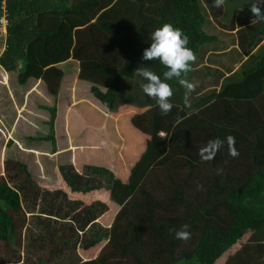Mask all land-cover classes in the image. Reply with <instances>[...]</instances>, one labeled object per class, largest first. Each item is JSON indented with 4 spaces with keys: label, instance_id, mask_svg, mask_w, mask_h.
<instances>
[{
    "label": "trees",
    "instance_id": "16d2710c",
    "mask_svg": "<svg viewBox=\"0 0 264 264\" xmlns=\"http://www.w3.org/2000/svg\"><path fill=\"white\" fill-rule=\"evenodd\" d=\"M250 2L224 0L216 8L212 0H0V23L8 22L7 34L0 31V148L9 174L0 176V264H19L29 215L25 248L33 253L26 264H79L73 259L79 252L86 255L81 264H216L248 232L261 230L264 23H251ZM164 23L188 36L196 56L182 75L195 85L190 94L176 78L168 81L173 108L167 115L142 92L135 72L147 67L163 78L167 69L142 54ZM68 61L79 63L80 78L91 82L107 113H117L120 103L147 109L132 118L148 139L126 179L105 167L79 173L71 158L49 157L73 154L61 153L54 130L65 80L58 63ZM5 72L19 105L31 74L45 93L44 101L28 93L23 126L7 142L5 125H15L18 111L2 84ZM228 136L237 156L225 144L212 159L202 158L208 141ZM58 181L63 188H45ZM102 190L121 208L110 229L99 223L105 204L71 198ZM31 196L42 204H31ZM184 224L190 238L176 239L169 229ZM241 252L263 259L264 244Z\"/></svg>",
    "mask_w": 264,
    "mask_h": 264
},
{
    "label": "crops",
    "instance_id": "0c3cea01",
    "mask_svg": "<svg viewBox=\"0 0 264 264\" xmlns=\"http://www.w3.org/2000/svg\"><path fill=\"white\" fill-rule=\"evenodd\" d=\"M58 64H60L58 65V67H61L63 70L66 69L67 66H69L68 64H72V66H70L74 68V70L77 69L76 78L79 77L80 73L78 71V62L72 63L71 61H68ZM66 73L67 72H65V76ZM7 76L8 73L5 72V74L3 75L2 84L6 85L9 92L11 93L10 96L12 97L18 114L15 116L13 113V116L16 118V120L14 123L15 125H13L12 128L8 127L7 124L5 125L8 129V131H6L8 136L6 142L12 138L16 125L23 126L19 123V118L22 114V109L26 107V97L30 92L28 88L34 86V89L38 91L37 85L40 82L35 74H31V77L28 80V84L25 87L27 94H25L26 97L24 98L23 105L21 106L17 103L12 90H10L9 78ZM127 80H129V78ZM32 82H35V85H33ZM75 83L77 84V86L80 84L77 79L74 80L69 92V94H71V97H68L69 101L71 98V101L67 104L66 109L60 108V110H58L60 111V114H58L55 122L54 130L56 139L58 140L57 135H60V133L62 132L61 127H63V130L67 135L68 145H66V147L64 146V148L61 150V153H71L70 150H73V154H69L68 158H71L70 162L72 161L74 163L79 173H83L85 168L88 166L105 167L107 169H110L116 176L126 179L131 166L136 163V161L139 159L140 154L144 149H146V143L148 139L147 135H144L133 126L132 118L135 115L143 113L147 109L141 107L139 108L129 103H120L118 112L109 114L100 109L92 108L91 106H87L84 103V101H86L85 98L77 97ZM81 101L82 103L80 104ZM116 101L121 102V97L119 96V94L116 96ZM89 108H91V110ZM62 113H64L65 115L62 116ZM76 113L80 114V118H78V120H76L77 122L74 123L72 122V115ZM86 113H89L86 117V120L88 122L84 126H81L79 124L81 123L80 120H83V117H85ZM6 118L9 119L12 117L9 114L5 116V119ZM62 119H64V121ZM4 122L6 123V121ZM118 126H120V130ZM84 134H87L88 137H86L87 141L82 142V137L84 136ZM80 141L81 143L79 145ZM82 150L86 151L89 155L88 157L90 158L94 155H100L102 158H95V161H90L88 159L82 160L81 158H79L78 154L79 151ZM58 156H60L61 158V155H58V153L56 155H50L49 157L54 158ZM79 160H82V162L80 163ZM103 191L106 190L93 193L94 195L96 193H101L100 201L98 202H101L103 199L107 200V198L104 197ZM93 202H95L94 199ZM107 203L112 204L110 202ZM112 208L113 207H111V209ZM118 211L119 209L115 208L114 218L116 217ZM100 219L99 223L101 222ZM113 220L114 219H112V221L110 222V225L112 224ZM101 226L107 229L111 228L110 226L108 227V224L105 223L101 224ZM255 244H264V226L257 232H248L236 245L239 246V248L236 250V254H229V251H227L223 255L224 260L222 264H225L227 261L230 262L233 260V264H264V255H260L263 259H259L256 258L255 255L241 252V249H243L245 245ZM78 256L79 258H77V262L79 264L85 261L84 256L80 252L78 253ZM218 264H220V262H218Z\"/></svg>",
    "mask_w": 264,
    "mask_h": 264
},
{
    "label": "clouds",
    "instance_id": "9594fccd",
    "mask_svg": "<svg viewBox=\"0 0 264 264\" xmlns=\"http://www.w3.org/2000/svg\"><path fill=\"white\" fill-rule=\"evenodd\" d=\"M223 3L224 0H212V4L216 8H220ZM249 6L254 14L251 23H264V0H251ZM188 43V36L180 28L174 27L170 23H164L151 32L150 43L142 54L143 60H158L167 69L162 73L163 78L147 67L135 69L136 74L144 81L141 84L142 92L155 100L161 115H167L173 108L170 99L173 96V89L168 83L169 80L176 78L187 89L186 95L195 89L193 83L182 78L183 74L191 70L192 62L196 60L193 50L187 46ZM225 144L228 146L229 155L237 156L239 154L234 147L235 138L228 136L224 140L215 138L208 141L201 150L202 158L212 159ZM220 172L222 169H217V173ZM188 229L189 225L184 224L179 229H169V231L174 234L176 239L188 240L191 236Z\"/></svg>",
    "mask_w": 264,
    "mask_h": 264
},
{
    "label": "rangeland",
    "instance_id": "374dc122",
    "mask_svg": "<svg viewBox=\"0 0 264 264\" xmlns=\"http://www.w3.org/2000/svg\"><path fill=\"white\" fill-rule=\"evenodd\" d=\"M0 25H2V23H0ZM0 40H1L0 41V47H1V45H3V41H5V40L2 39V38H0ZM0 53H2V52L0 51ZM68 65L69 66H67V68L64 69V71L66 70L65 72H67V73H66V76H65V80H64V82L62 84V90H61V94H60V100L62 101V108H64L71 101V98H70V101H69V98H68L69 96L71 97V94H69L70 87L73 85L74 80L77 79V81L80 83L78 86L75 83L77 97L85 98L86 101H84V103L87 106H91L92 108H97V109H100V110L106 112L105 111L106 109L103 108L99 104L100 102L93 95V93L91 91V86H92L91 85V82L85 81L86 80L85 78L84 79L83 78L81 79L80 76L78 78H76V73H77L76 71H77V69L74 70V68L71 67L72 64H68ZM7 77H9V76H7ZM11 78L14 79L13 75L11 76ZM81 80H83V81H81ZM32 83H33V85H35V82H32ZM38 86H39V84L37 85V87ZM28 90L30 91V92L28 91L30 94L34 93L32 95H35L36 93L40 94L41 97L45 95V93L42 92V90L39 87H38V91L34 89V86L29 87ZM42 98H43V101H44V97H42ZM81 103H82V101L80 102V104ZM30 107H31L30 104H28L27 105V108H30ZM89 109L91 110V108H89ZM89 113H86L85 114V117H83V120H80L81 123L78 122L81 126L82 125L84 126L88 122L86 120V117H87V114H89ZM58 114H60V111H58L57 116H58ZM64 115L65 114L62 113V116H64ZM78 118H80V114L79 113H76V114L72 115V122L76 123L77 122L76 120H78ZM62 120L64 121V119H62ZM44 128H45V131H47V127L44 126ZM118 128L120 130V126H118ZM61 130H62V132L60 133V135H57V136H58V143H60V146L63 147L65 145H68V141H67V135H66L65 131L63 130V127H61ZM41 133L42 132H40L39 134H41ZM86 137H88L87 134H84V136L82 137L83 138L82 139V142L87 141V138ZM93 142H95V141H93ZM80 143H81V141L79 142V145H80ZM78 154H79V158H81L82 160H87L88 159L90 161H95V158L96 157L102 158L100 155H94L93 157L90 158V157H88L89 156L88 153L86 151H84V150L79 151ZM68 157H69V154H64V155L61 156V159L66 162L68 159H70ZM82 160H79V162L81 163ZM64 164H66V163H64ZM130 164H131V161H130ZM5 174L6 175H9L8 172H7L6 166L4 164V149L3 148H0V176L1 175H5ZM63 187H64L63 183L61 181H58L54 185H48V187L46 185L45 188L48 191L49 190L53 191V190H56V189H61ZM66 190H69V189L67 188ZM43 191H46V190H43ZM103 194H104V197L107 198V200H104L103 199L101 201V203L102 204H105L109 208H107L106 214H103L102 218L100 219L101 220L100 223L101 224H103V223L108 224V227L109 226L111 227L112 224L114 223L115 218H116V217L114 218L115 208H118L119 211L121 210V208H119L118 206H116L115 204H113L112 201H110L111 199H110V194L108 193V191H103ZM100 197H101V193H98V194L96 193L95 195L94 194H88V196L87 195H81V194L80 195L74 194L71 198L74 199V200H76V199L77 200H83L82 198H84L87 201L93 202V199L95 201H100ZM30 198L33 199L30 202L31 204L38 205V206L42 204L40 197L35 198V197L31 196ZM107 202H110L113 205L112 204H108ZM111 207H113V208L111 209ZM119 211H118V213H119ZM112 219H114V220H113L112 224L110 225V222L112 221ZM31 223H32V219H31V217L29 215V217H27L26 226H24L23 227V230H22V235H21L22 243H21V249L19 250V256H20V262H19V264H26L25 263V260H26L27 256L30 258L32 256V253H33L32 250H28L29 248H27V249L25 248V236H26V232H27V225L30 226ZM102 248H103L102 246H99V247H96L94 249L95 251L92 250L91 257H93V255L94 256H97L100 253V251L102 250ZM238 248H239V246H234L232 249L229 250V254H236V250ZM28 253H30V254L27 255ZM81 254L83 256H86L84 252H82ZM3 255L5 257H8V255L6 253H4ZM77 258H79L78 253L74 254V256H73V259H74L75 262H77ZM223 260H224V257L222 259H220L218 262H220V264H222L223 263ZM218 262L216 264H218Z\"/></svg>",
    "mask_w": 264,
    "mask_h": 264
},
{
    "label": "built area",
    "instance_id": "2783aa9c",
    "mask_svg": "<svg viewBox=\"0 0 264 264\" xmlns=\"http://www.w3.org/2000/svg\"><path fill=\"white\" fill-rule=\"evenodd\" d=\"M3 7H4V9H5V6H3ZM1 23H2V27H1L0 31H1L4 35H6V34H7L6 26L8 25V22H7L6 20H3V21H1Z\"/></svg>",
    "mask_w": 264,
    "mask_h": 264
}]
</instances>
